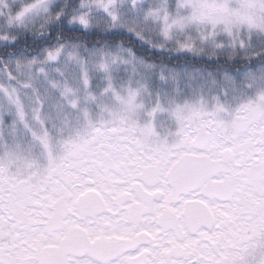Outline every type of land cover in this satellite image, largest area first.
I'll use <instances>...</instances> for the list:
<instances>
[{
  "label": "snow or ice",
  "instance_id": "obj_1",
  "mask_svg": "<svg viewBox=\"0 0 264 264\" xmlns=\"http://www.w3.org/2000/svg\"><path fill=\"white\" fill-rule=\"evenodd\" d=\"M0 264H264V0H0Z\"/></svg>",
  "mask_w": 264,
  "mask_h": 264
}]
</instances>
